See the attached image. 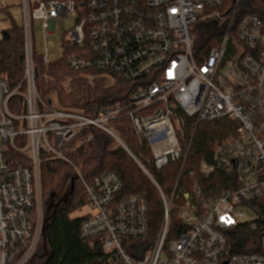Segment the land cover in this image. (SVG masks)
Returning a JSON list of instances; mask_svg holds the SVG:
<instances>
[{
  "label": "built area",
  "instance_id": "built-area-1",
  "mask_svg": "<svg viewBox=\"0 0 264 264\" xmlns=\"http://www.w3.org/2000/svg\"><path fill=\"white\" fill-rule=\"evenodd\" d=\"M20 9L23 78L12 88L0 76V264H27L35 256L46 215L42 165L74 167L71 144L90 126L130 153L164 206L152 235L145 199L122 196L123 180L113 172L89 184L74 167L87 195L81 234L100 241L105 264H264V14L237 17L236 9L226 13L224 0H21ZM60 21L69 28L57 37L56 55L49 38ZM35 22L43 54L36 53ZM212 23L222 34L198 53L197 30ZM66 56L91 85L102 77L132 83L129 101L103 107L95 118L45 101L39 69ZM123 117L151 149L146 162L156 171L180 164L170 198L110 127ZM223 118L236 123L234 133L214 144L211 162L201 160L196 173H187L195 134L188 141V129ZM183 174L205 182L222 175V190L207 195L197 178L179 188ZM172 213L179 220L174 228ZM237 242L248 253H235Z\"/></svg>",
  "mask_w": 264,
  "mask_h": 264
},
{
  "label": "trees",
  "instance_id": "trees-1",
  "mask_svg": "<svg viewBox=\"0 0 264 264\" xmlns=\"http://www.w3.org/2000/svg\"><path fill=\"white\" fill-rule=\"evenodd\" d=\"M224 2L226 13L236 9L237 17H243L246 13L264 14V4L259 0ZM3 11L9 13L7 8ZM222 30L218 23L201 25L197 30L198 39L195 46L197 52H208L215 47L214 36L222 34ZM23 46V30L14 22L0 37V76L4 75L12 88L19 85L23 78L25 70ZM67 58L68 56L64 57L50 68L39 69L38 91L45 101H53L51 95H54L57 98V108L78 111L92 118L99 116L103 107L129 101L132 96V83L117 78L116 84L112 87L106 88L101 83L91 85L79 73L68 67ZM68 77L72 78L69 94L63 89L64 79ZM12 112H20V109L15 110L12 107ZM111 125L128 150L146 165L162 192L170 198L178 181L180 164H172L162 171H156L151 163L146 162L152 159L151 149L147 144L140 143L131 129L129 119L123 117L112 121ZM235 128L236 123L227 118L200 123L195 131L194 125L191 126L187 131L188 141L195 134L187 159L186 172L196 173L201 160L210 161L214 144L232 135ZM90 136L92 139L88 141ZM70 148L68 158L73 166L79 169L85 182L92 184L96 177L113 172L123 180L122 196L138 195L145 199L149 207L148 221L151 233L152 235L157 233L164 216L160 193L127 150L108 133L94 126L84 129ZM74 167L64 161H48L42 165L45 227L35 256L27 264H36L37 259L40 260L39 264H105L107 261L99 240L82 237L84 216H72L87 203L83 181ZM195 178L207 195H216L222 190V175L217 174L213 180L207 182L200 180L198 176L193 177ZM193 179L183 174L179 188L188 189ZM170 220L172 228L179 225L175 213L170 214ZM235 246L237 248L235 253H248L244 242H237ZM39 250L40 256L37 255Z\"/></svg>",
  "mask_w": 264,
  "mask_h": 264
},
{
  "label": "rangeland",
  "instance_id": "rangeland-1",
  "mask_svg": "<svg viewBox=\"0 0 264 264\" xmlns=\"http://www.w3.org/2000/svg\"><path fill=\"white\" fill-rule=\"evenodd\" d=\"M20 3L21 0H0V37L2 35V32L4 30H7L11 27L12 23H16L19 25L21 28L23 27L22 21H23V13L20 9ZM8 6V12H4L3 10ZM63 21H60L59 24L61 27L57 30L56 36L55 37H50L49 38V46L51 49L52 54L58 55V50H59V39L62 37L63 34V28H69L68 26L63 24ZM35 28H34V39H35V45H36V53L38 54H43V49H44V39L42 36V30L41 26L39 25L38 22L34 23ZM58 37V38H57ZM71 83H72V78H65L64 83H63V89L64 91L69 94L71 92ZM96 83L98 84H103L106 88L107 87H112L116 84V81H113L112 79L108 77H102L98 78L97 81L93 84L95 85ZM53 97V101L56 104V96L51 95ZM110 127L113 128L112 125ZM114 129V128H113ZM115 131V129H114ZM116 132V131H115ZM120 144V143H118ZM121 145V144H120ZM88 212L87 208L84 206L82 209H79V211L75 212L72 216H84ZM246 215L248 217V221L254 220V216L250 215L249 211H246ZM41 250V249H40ZM40 250L38 251L37 255L40 256ZM40 260L37 259L35 260L36 264H39Z\"/></svg>",
  "mask_w": 264,
  "mask_h": 264
},
{
  "label": "crops",
  "instance_id": "crops-1",
  "mask_svg": "<svg viewBox=\"0 0 264 264\" xmlns=\"http://www.w3.org/2000/svg\"><path fill=\"white\" fill-rule=\"evenodd\" d=\"M7 9H8V6L6 5ZM6 9V8H5Z\"/></svg>",
  "mask_w": 264,
  "mask_h": 264
}]
</instances>
